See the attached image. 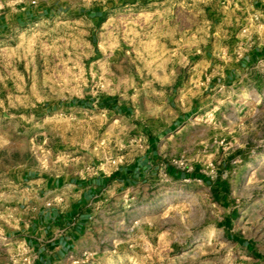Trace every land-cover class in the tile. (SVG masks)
Listing matches in <instances>:
<instances>
[{"label": "rangeland", "instance_id": "1", "mask_svg": "<svg viewBox=\"0 0 264 264\" xmlns=\"http://www.w3.org/2000/svg\"><path fill=\"white\" fill-rule=\"evenodd\" d=\"M263 16L264 0H0V264L35 263L13 238L18 179L112 175L73 264H264V58L227 88L203 59L263 48Z\"/></svg>", "mask_w": 264, "mask_h": 264}, {"label": "crops", "instance_id": "2", "mask_svg": "<svg viewBox=\"0 0 264 264\" xmlns=\"http://www.w3.org/2000/svg\"><path fill=\"white\" fill-rule=\"evenodd\" d=\"M263 58L264 47L227 65H221L220 60L211 59L204 53L203 59L214 67V77L208 85L231 87L247 73L250 62ZM206 88L203 86L200 92H204ZM178 102L179 104L172 106L177 109L179 120L189 114L190 117L198 108V98L187 104L182 100ZM141 169V165H136L130 173H138ZM167 171L173 177L180 175L173 168H168ZM109 180L110 177L66 180L44 176L31 179L22 177L17 180L18 192L15 198L20 216L15 220L13 238L27 246L35 257L34 264H73V254L81 250L88 235L93 218L92 200Z\"/></svg>", "mask_w": 264, "mask_h": 264}, {"label": "trees", "instance_id": "3", "mask_svg": "<svg viewBox=\"0 0 264 264\" xmlns=\"http://www.w3.org/2000/svg\"><path fill=\"white\" fill-rule=\"evenodd\" d=\"M193 176H194V177H197V178H201V179L207 180V176L204 175V174H201V173H199V174H195V175H193ZM113 177H116V175H112L110 178L112 179Z\"/></svg>", "mask_w": 264, "mask_h": 264}, {"label": "built area", "instance_id": "4", "mask_svg": "<svg viewBox=\"0 0 264 264\" xmlns=\"http://www.w3.org/2000/svg\"><path fill=\"white\" fill-rule=\"evenodd\" d=\"M25 250H27L28 251V248H27V246L25 245Z\"/></svg>", "mask_w": 264, "mask_h": 264}]
</instances>
